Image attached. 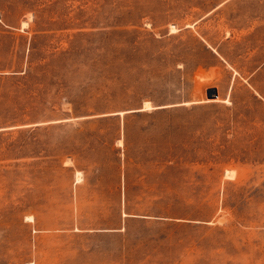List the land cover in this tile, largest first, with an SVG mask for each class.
Here are the masks:
<instances>
[{"label":"rangeland","instance_id":"374dc122","mask_svg":"<svg viewBox=\"0 0 264 264\" xmlns=\"http://www.w3.org/2000/svg\"><path fill=\"white\" fill-rule=\"evenodd\" d=\"M0 264H264V0H0Z\"/></svg>","mask_w":264,"mask_h":264},{"label":"trees","instance_id":"16d2710c","mask_svg":"<svg viewBox=\"0 0 264 264\" xmlns=\"http://www.w3.org/2000/svg\"><path fill=\"white\" fill-rule=\"evenodd\" d=\"M131 113H133V114H139V113H141V111H133V112H131ZM112 116H113V115H111V116H105V117L102 118V119H105V118H107V117H109V118L111 119V118H113ZM49 125H50V124L45 125V128L50 127ZM42 126H44V125L37 124V125H35V126L24 127V128H18L17 130H18V132H21V131H30V130L40 129ZM2 127H4V126H2ZM15 130H16V129H15Z\"/></svg>","mask_w":264,"mask_h":264},{"label":"water","instance_id":"95a60500","mask_svg":"<svg viewBox=\"0 0 264 264\" xmlns=\"http://www.w3.org/2000/svg\"><path fill=\"white\" fill-rule=\"evenodd\" d=\"M207 97L208 99H218L219 97L218 90L216 88L209 89L207 92Z\"/></svg>","mask_w":264,"mask_h":264},{"label":"bare ground","instance_id":"6f19581e","mask_svg":"<svg viewBox=\"0 0 264 264\" xmlns=\"http://www.w3.org/2000/svg\"><path fill=\"white\" fill-rule=\"evenodd\" d=\"M211 100H218V99H211ZM68 161H69V160H68ZM68 161H66V164L68 163ZM69 162H70V161H69ZM228 172H229V171H228ZM228 172H227V173H228ZM227 173H226V174H227ZM77 174H78V176H79V175H80V172H78ZM79 178H80V177H79ZM79 178H78V179H79Z\"/></svg>","mask_w":264,"mask_h":264}]
</instances>
